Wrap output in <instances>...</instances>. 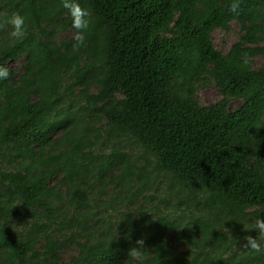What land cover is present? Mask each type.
Masks as SVG:
<instances>
[{
  "label": "trees",
  "instance_id": "obj_1",
  "mask_svg": "<svg viewBox=\"0 0 264 264\" xmlns=\"http://www.w3.org/2000/svg\"><path fill=\"white\" fill-rule=\"evenodd\" d=\"M76 2L0 0V264H264V0Z\"/></svg>",
  "mask_w": 264,
  "mask_h": 264
},
{
  "label": "clouds",
  "instance_id": "obj_2",
  "mask_svg": "<svg viewBox=\"0 0 264 264\" xmlns=\"http://www.w3.org/2000/svg\"><path fill=\"white\" fill-rule=\"evenodd\" d=\"M64 7L70 10L72 16V26L77 30L75 39L80 41L82 38V30L86 29L88 26L89 12L79 6L76 0H65ZM238 8V3L234 2L230 6V11H236ZM4 23L11 26L10 35L13 38L22 39L26 35V17L19 13H12ZM9 75V70L6 67H0V79L7 78ZM250 227L248 230L255 231L257 235L246 236L245 246L251 250L259 251L264 247V218L260 215L254 217L252 221L249 222Z\"/></svg>",
  "mask_w": 264,
  "mask_h": 264
},
{
  "label": "rangeland",
  "instance_id": "obj_3",
  "mask_svg": "<svg viewBox=\"0 0 264 264\" xmlns=\"http://www.w3.org/2000/svg\"><path fill=\"white\" fill-rule=\"evenodd\" d=\"M239 33L238 27L235 25L231 26L230 32L224 33L218 29L214 30L212 32V44L215 49H217L220 52L226 53L233 42L237 39ZM72 35V32H67L64 34L59 35V38H64V37H70ZM255 65L257 67L264 66V57H259L255 59ZM9 66L15 68L17 65L15 63H10ZM94 87L91 88V92H94ZM196 97L198 98L200 104L202 105H211L215 102H217L220 99V95L218 93L217 88L215 85L210 84L207 87L203 88L200 90L197 94ZM239 104V101H231L229 103V108H233ZM76 250L75 249H70V250H65L61 253V261L62 262H67L74 254Z\"/></svg>",
  "mask_w": 264,
  "mask_h": 264
}]
</instances>
